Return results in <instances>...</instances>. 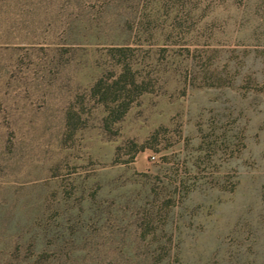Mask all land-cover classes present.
I'll list each match as a JSON object with an SVG mask.
<instances>
[{"label":"rangeland","instance_id":"rangeland-1","mask_svg":"<svg viewBox=\"0 0 264 264\" xmlns=\"http://www.w3.org/2000/svg\"><path fill=\"white\" fill-rule=\"evenodd\" d=\"M0 264H264V0H0Z\"/></svg>","mask_w":264,"mask_h":264}]
</instances>
